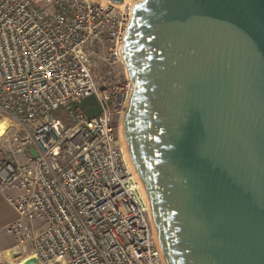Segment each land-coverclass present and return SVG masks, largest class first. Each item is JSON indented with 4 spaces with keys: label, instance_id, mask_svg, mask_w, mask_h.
<instances>
[{
    "label": "built area",
    "instance_id": "1",
    "mask_svg": "<svg viewBox=\"0 0 264 264\" xmlns=\"http://www.w3.org/2000/svg\"><path fill=\"white\" fill-rule=\"evenodd\" d=\"M132 7L0 0V195L16 215L4 227L13 257L165 264L119 138L133 87L120 53ZM88 97L100 110L91 119L80 105Z\"/></svg>",
    "mask_w": 264,
    "mask_h": 264
},
{
    "label": "water",
    "instance_id": "2",
    "mask_svg": "<svg viewBox=\"0 0 264 264\" xmlns=\"http://www.w3.org/2000/svg\"><path fill=\"white\" fill-rule=\"evenodd\" d=\"M128 1L122 131L164 263L264 264V0Z\"/></svg>",
    "mask_w": 264,
    "mask_h": 264
},
{
    "label": "crops",
    "instance_id": "3",
    "mask_svg": "<svg viewBox=\"0 0 264 264\" xmlns=\"http://www.w3.org/2000/svg\"><path fill=\"white\" fill-rule=\"evenodd\" d=\"M16 218L14 211L10 208V206L4 201L2 196L0 195V232L4 230V227L12 222ZM15 245V244H14ZM10 243H7L1 248L0 252L10 250L14 247Z\"/></svg>",
    "mask_w": 264,
    "mask_h": 264
},
{
    "label": "bare ground",
    "instance_id": "4",
    "mask_svg": "<svg viewBox=\"0 0 264 264\" xmlns=\"http://www.w3.org/2000/svg\"><path fill=\"white\" fill-rule=\"evenodd\" d=\"M124 2H128V0H124ZM121 129H122V125H121ZM3 130L4 129H3V127L0 124V134H2ZM122 133H123V131L120 133V140H121L120 142H121V145L126 150V147L124 145L125 140H124V136L122 137ZM126 152H127V150H126ZM126 154H127L128 162L131 163L130 159H129V156H128V153H126ZM142 191H143V193H145L143 189H142ZM12 254L13 253H12L11 250L4 251V253L2 255H0V258H5L6 260H8L9 264H37L35 258H29V257H24V256H21L19 258H15V257L12 256Z\"/></svg>",
    "mask_w": 264,
    "mask_h": 264
},
{
    "label": "rangeland",
    "instance_id": "5",
    "mask_svg": "<svg viewBox=\"0 0 264 264\" xmlns=\"http://www.w3.org/2000/svg\"><path fill=\"white\" fill-rule=\"evenodd\" d=\"M56 116H58V114H56ZM4 119L5 120H9L6 116H4ZM10 121V120H9ZM122 125V124H121ZM122 132V129H121V126L119 128V138H120V133ZM122 137H123V133H122ZM121 141V140H120ZM121 143V142H120ZM125 145V143H124ZM7 243H10L11 245H14L15 242H14V239L12 238V236L6 234V232L3 230L2 232H0V245H1V248L6 245ZM15 246V245H14ZM22 256H25V255H22ZM21 256H17L15 258H19Z\"/></svg>",
    "mask_w": 264,
    "mask_h": 264
}]
</instances>
